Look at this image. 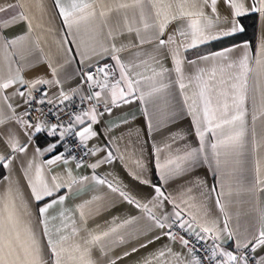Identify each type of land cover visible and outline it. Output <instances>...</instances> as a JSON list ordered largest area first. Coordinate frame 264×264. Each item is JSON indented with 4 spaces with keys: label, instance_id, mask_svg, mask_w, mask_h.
<instances>
[{
    "label": "crops",
    "instance_id": "crops-1",
    "mask_svg": "<svg viewBox=\"0 0 264 264\" xmlns=\"http://www.w3.org/2000/svg\"><path fill=\"white\" fill-rule=\"evenodd\" d=\"M175 223L264 264V0H0V264H196Z\"/></svg>",
    "mask_w": 264,
    "mask_h": 264
},
{
    "label": "built area",
    "instance_id": "built-area-1",
    "mask_svg": "<svg viewBox=\"0 0 264 264\" xmlns=\"http://www.w3.org/2000/svg\"><path fill=\"white\" fill-rule=\"evenodd\" d=\"M88 76L103 78L105 71L98 67L87 72ZM86 105L73 99H47L39 92H34L27 101L22 119L30 127L39 124L51 127L66 149V156L86 162L92 151L83 146L74 126L75 119L83 113ZM171 235L180 240L190 251L196 264H256V258L249 247L239 250L234 261L220 245L209 246L200 236L189 233L179 223L170 229Z\"/></svg>",
    "mask_w": 264,
    "mask_h": 264
},
{
    "label": "trees",
    "instance_id": "trees-1",
    "mask_svg": "<svg viewBox=\"0 0 264 264\" xmlns=\"http://www.w3.org/2000/svg\"><path fill=\"white\" fill-rule=\"evenodd\" d=\"M241 22L244 26L245 36L251 39V37L254 36L256 33V16L250 15V16L244 17L241 19ZM36 143L38 147H42L50 143L57 144L58 151L61 150L62 147L64 146L61 142H59V137L57 136L47 137V136L40 135L36 137Z\"/></svg>",
    "mask_w": 264,
    "mask_h": 264
},
{
    "label": "water",
    "instance_id": "water-1",
    "mask_svg": "<svg viewBox=\"0 0 264 264\" xmlns=\"http://www.w3.org/2000/svg\"><path fill=\"white\" fill-rule=\"evenodd\" d=\"M235 259V255H232V260H234Z\"/></svg>",
    "mask_w": 264,
    "mask_h": 264
}]
</instances>
